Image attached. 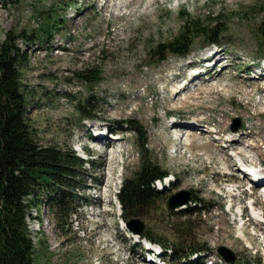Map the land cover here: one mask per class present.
<instances>
[{
	"label": "rangeland",
	"instance_id": "obj_1",
	"mask_svg": "<svg viewBox=\"0 0 264 264\" xmlns=\"http://www.w3.org/2000/svg\"><path fill=\"white\" fill-rule=\"evenodd\" d=\"M184 15L203 20L217 15L225 18L226 30L218 45L222 51L216 58L220 61L215 60L212 72L195 75L197 70L191 71L200 68L197 61L210 46L204 38L195 39L186 57L166 55L156 62L152 56L155 46L180 32ZM263 19L264 0H0V43L9 39L25 53L20 80L35 142L72 150L77 156L75 147L87 144L91 161L73 181L72 197L60 202L75 212L67 220L58 221L46 207L49 199H58L56 195L42 196L39 211L27 208L33 264H144L137 257L141 244L120 229L115 192L119 188L115 183L120 186L139 169L140 138L132 130L134 126L146 133L143 150L151 162L174 175L177 184L169 194L185 190L201 199L204 208L200 216L186 217L182 212L192 205L172 212L166 197L158 199L152 211L139 216L146 230L168 243L174 231L184 229L187 244L207 248L205 258L214 256L217 246H225L240 259L260 263V256L234 237L235 230L243 227L250 234L259 224L250 221L247 209L241 221L228 211L227 204L248 205L261 213L264 201L258 188L244 189L246 178L235 167L238 160L232 159L228 164L235 166L229 168L221 151L223 143L235 136L241 139V146L231 148L235 153L241 152L242 159L248 158L252 164L264 163V81L256 79L251 68L258 62L264 64L257 34ZM50 23V35L38 31L39 26ZM95 71L101 73L100 79L86 82ZM80 103L93 115L91 121L81 119ZM170 115L178 116L176 123L182 126L196 122L193 127L201 123L198 128L207 131L199 135L198 129L183 127L179 139ZM234 118L239 119L240 128L232 133ZM100 123L117 134L113 135L119 138L117 142L103 136L95 141L90 133ZM206 124L214 125L215 132L224 130L217 134L220 144L215 146V134L204 128ZM224 168L235 172L233 183L243 185L227 190L242 191L230 200L223 197V184L216 187L223 180ZM107 201L113 207L104 206L105 211L100 212L97 206ZM251 240V248H255L256 240ZM113 246L123 249L122 257L128 256V261L112 256ZM164 261L179 264L167 255Z\"/></svg>",
	"mask_w": 264,
	"mask_h": 264
},
{
	"label": "trees",
	"instance_id": "obj_2",
	"mask_svg": "<svg viewBox=\"0 0 264 264\" xmlns=\"http://www.w3.org/2000/svg\"><path fill=\"white\" fill-rule=\"evenodd\" d=\"M182 18L184 20L180 32L170 41L152 49L156 62H161L166 55H187L196 38L206 39L207 44L220 43L226 30L225 18L222 16L217 15L207 20L187 15ZM52 26L53 23L41 25L38 31L50 35ZM263 29L264 21L257 30L259 50L264 54ZM23 37L31 38L26 34ZM24 54L9 39L0 43V264L34 263V248L26 224L27 208L33 206L39 211L42 196L49 198L56 195L58 199H49L46 207L54 212L58 221L63 217L67 220L71 214L70 208L60 202L63 198L72 197L70 190L75 188L73 181L81 173L85 163L72 150L39 146L35 142V136L27 123V101L20 80ZM100 74L95 71L85 81H98ZM85 103L88 104L89 100ZM84 104L78 105V111L82 112L81 118H93L84 109ZM133 129L140 138L141 162L138 171L123 181L118 194L124 221L146 214L153 209L156 200L168 196V191L160 193L150 188L151 182L164 176L166 171L150 161L145 149L143 150L144 139L140 128L134 126ZM46 191L48 192L44 194ZM192 201L200 202L197 197ZM188 214L192 216L193 212ZM182 226L184 228L185 224ZM183 230H176L173 242L167 244L152 230L146 231L144 237L169 248L178 257L183 256L179 253L183 249H187L189 254L204 249L199 245L188 246V235Z\"/></svg>",
	"mask_w": 264,
	"mask_h": 264
},
{
	"label": "water",
	"instance_id": "obj_3",
	"mask_svg": "<svg viewBox=\"0 0 264 264\" xmlns=\"http://www.w3.org/2000/svg\"><path fill=\"white\" fill-rule=\"evenodd\" d=\"M233 122L235 123V125L231 126V130L236 131L240 127V124L237 119L233 120ZM188 198H189L188 193L185 191H181L173 195L168 200V206L171 209H175L176 207L187 203ZM126 227L128 228V230L138 235L142 234L145 230V225L138 218H132L128 220L126 222ZM217 253L220 254L223 257V259L226 260L227 262H233L235 260L234 254L225 247H222V246L218 247Z\"/></svg>",
	"mask_w": 264,
	"mask_h": 264
},
{
	"label": "bare ground",
	"instance_id": "obj_4",
	"mask_svg": "<svg viewBox=\"0 0 264 264\" xmlns=\"http://www.w3.org/2000/svg\"><path fill=\"white\" fill-rule=\"evenodd\" d=\"M219 55V53H216V57L215 58H217V56ZM219 57V56H218ZM220 60H216V62H219ZM181 123V122H180ZM180 123H175L174 124V126H172V129H176V131H179V133H180V135L178 134V138L179 139H182V135L184 134V130H183V127L184 128H191V129H193L192 127H193V125H195V124H197L196 122H192V124H190V125H183L182 126V124H180ZM179 124V125H178ZM220 131H224V130H216V132H215V137H214V139H215V146H216V144H220L219 143V141H220V137H218V135H219V132ZM218 134V135H217ZM177 139V138H176ZM213 141V140H212ZM240 141H241V139L239 140V138L238 139H231L230 140V143L228 144V146H224V148H222V154H223V156H225L226 157V159H225V164H227V166L230 168V167H232V166H235V164H228L229 162H231L232 161V157L230 156V155H228L227 154V150L228 149H231V148H233V147H236L239 143H240ZM237 144V145H236ZM240 145V144H239ZM241 146V145H240ZM237 147H239V146H237ZM236 155H239V156H241V155H243V154H241V152H239V151H237L236 152ZM224 160V159H223ZM233 188H235V187H233ZM233 191H235V189H233ZM251 205H253V204H251ZM249 214H251V218H250V221L252 222V223H255L253 220H256L257 222H262V221H264V219H262L261 220V213L260 212H258V211H256L255 209H253L252 210V208H250L249 207ZM239 232H238V237H245V235H243L242 234V229H239L238 230ZM146 245H149V246H151L152 247V245H150L149 243H148V241H146V240H144L143 241Z\"/></svg>",
	"mask_w": 264,
	"mask_h": 264
}]
</instances>
